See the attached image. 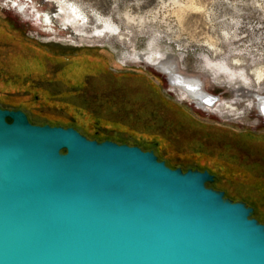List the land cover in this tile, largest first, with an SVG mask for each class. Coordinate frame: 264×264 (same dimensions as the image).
Returning <instances> with one entry per match:
<instances>
[{
  "label": "rangeland",
  "instance_id": "1",
  "mask_svg": "<svg viewBox=\"0 0 264 264\" xmlns=\"http://www.w3.org/2000/svg\"><path fill=\"white\" fill-rule=\"evenodd\" d=\"M24 2L49 23L32 22L12 0H0V35L10 40L0 58L1 108L12 107L4 93L22 97V81L40 79L44 103L29 94L14 107H24L33 122L58 120L88 137L99 132L164 153L169 145L150 139L160 130L174 132L182 151L208 137V124L264 135L252 98H264V0ZM164 69L199 80L202 92L216 97L214 105H198L168 83ZM222 182L219 177L217 185ZM228 189L248 199L264 223V199Z\"/></svg>",
  "mask_w": 264,
  "mask_h": 264
},
{
  "label": "water",
  "instance_id": "2",
  "mask_svg": "<svg viewBox=\"0 0 264 264\" xmlns=\"http://www.w3.org/2000/svg\"><path fill=\"white\" fill-rule=\"evenodd\" d=\"M213 179L0 107V264H264V223Z\"/></svg>",
  "mask_w": 264,
  "mask_h": 264
},
{
  "label": "flooded vegetation",
  "instance_id": "3",
  "mask_svg": "<svg viewBox=\"0 0 264 264\" xmlns=\"http://www.w3.org/2000/svg\"><path fill=\"white\" fill-rule=\"evenodd\" d=\"M252 98L255 110L264 118V107L260 109L256 97ZM161 128L166 129L165 126ZM207 129V138L196 137L184 151L177 146L179 139L174 132L160 130L150 139L156 146L169 145L167 150L162 148L164 153H160L157 147L149 150L171 168H180L182 171H208L214 177L210 183L211 187L223 191L225 196L232 200L247 203L255 210L248 199L234 196L228 188H239L242 192L253 194L255 199H264V135L249 130L236 131L219 124H208ZM196 158L197 162L194 160ZM200 160L204 161V165L198 163ZM219 177L224 178L223 186L217 185Z\"/></svg>",
  "mask_w": 264,
  "mask_h": 264
},
{
  "label": "trees",
  "instance_id": "4",
  "mask_svg": "<svg viewBox=\"0 0 264 264\" xmlns=\"http://www.w3.org/2000/svg\"><path fill=\"white\" fill-rule=\"evenodd\" d=\"M2 37H4V38H2ZM0 42H2V43H4V44H2L1 43V45H0V58H2V57H4V55L6 54L5 53V51H6V48H9L10 47V45H8L9 44V42H10V40H9V36H7V35H4V34H1L0 35ZM12 44V43H11ZM76 58V57H75ZM74 58V59H75ZM85 63H87V62H85ZM90 63V62H89ZM91 65H93V66H95V67H99V68H102V67H104V65H97V64H93V63H90ZM102 66V67H101ZM1 69H3L4 71H5V69L4 68H1ZM3 70H0L2 73H5ZM8 73V72H7ZM40 81H43V80H40V79H25L24 81H22V84L24 85V86H26V88L27 89H25L22 93H24L25 95H23L22 97L21 96H19L18 94V91L17 92H7V93H4L5 94V96H6V98H8L10 101L9 102H7V103H9V105L10 106H12V107H10V109H12V108H14V109H22L27 115H28V113L25 111V108L24 107H14V104H16V103H19L20 101H22L23 99L24 100H26V96H28L29 94L30 95H33L32 97L34 98V100H38L39 102H41L42 101V103H44V101L42 100L43 99V95H45L44 93L46 92H44L43 90H41V88H40V86H38V85H36V84H38ZM44 81H47V80H44ZM35 90H40L41 91V93L40 94H32L33 93V91H35ZM2 95H3V92L1 93ZM48 96V95H47ZM42 97V98H41ZM52 97V96H51ZM25 106V105H24ZM2 108H8V107H2ZM94 115V114H93ZM94 117L95 118H98V116H96V115H94ZM28 118L30 119V117H29V115H28ZM7 120H9V119H7ZM98 119H96L95 120V122L96 123H99L98 121H97ZM35 124H45V123H48V124H50V125H61V126H73L72 124H68V123H63V122H59L58 120L57 121H53L52 119H48V121H45V122H34ZM74 127V126H73ZM182 131H183V129H182ZM187 133H188V135H190V132H188V131H183L181 134L183 135V137L184 136H186L187 135ZM90 138H92V139H97L98 141H102V140H105V139H110V140H112V141H115V142H117V143H126V144H129V145H138V144H134V143H131V142H129V141H127V140H120V139H118V138H113V137H108V136H103L102 134H100L99 132H94V134L92 135V137H90ZM138 146H140V147H142L141 145H138ZM143 149H144V147H142ZM256 215V208H255V210H254V216ZM256 217V216H255ZM258 219V218H257ZM259 220V219H258Z\"/></svg>",
  "mask_w": 264,
  "mask_h": 264
},
{
  "label": "bare ground",
  "instance_id": "5",
  "mask_svg": "<svg viewBox=\"0 0 264 264\" xmlns=\"http://www.w3.org/2000/svg\"><path fill=\"white\" fill-rule=\"evenodd\" d=\"M15 3L16 4H13V5H15L16 8L22 9L24 4H23V2H21V0H18ZM31 5H33V4H31ZM33 6H35V5H33ZM23 11H26V10H23ZM164 71H165L164 73L166 74V76L169 80L168 83L171 85H176V86L180 85L182 88H184L185 91L189 92V94L197 101L198 105H200V106L201 105H207V106H213L214 105L216 98L211 97V95H208V94H205L202 92L199 80L186 78V77H183L179 74L166 71L165 69H164ZM259 77H261V76L259 75ZM237 81H239V80H237ZM240 83L242 85H244L242 82H240ZM262 96H263L262 94H257V93H254L252 95V97H256V102H257V105L260 109L262 107H264V98ZM227 108L230 109L233 107H231L230 105H227ZM261 113H262V111H261Z\"/></svg>",
  "mask_w": 264,
  "mask_h": 264
},
{
  "label": "clouds",
  "instance_id": "6",
  "mask_svg": "<svg viewBox=\"0 0 264 264\" xmlns=\"http://www.w3.org/2000/svg\"><path fill=\"white\" fill-rule=\"evenodd\" d=\"M13 7H15V5H13Z\"/></svg>",
  "mask_w": 264,
  "mask_h": 264
}]
</instances>
